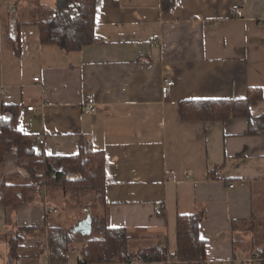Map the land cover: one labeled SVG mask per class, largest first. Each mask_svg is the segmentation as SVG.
<instances>
[{"label":"crops","instance_id":"crops-1","mask_svg":"<svg viewBox=\"0 0 264 264\" xmlns=\"http://www.w3.org/2000/svg\"><path fill=\"white\" fill-rule=\"evenodd\" d=\"M262 6L264 0H175L165 13L160 0H96L98 42L65 54L41 43L37 25L57 0H0V113L17 107L20 131L37 137L43 156H72L81 142L103 152L99 217L127 231L130 252L161 247L174 254L177 217L197 215L203 264H231L234 238L242 242L237 254L255 251L254 229L244 225L264 223V134H248L245 118L183 122L177 106L241 100L256 88L264 95ZM164 80L174 82L165 100ZM87 94L95 98L93 115L82 112ZM249 108L254 119L264 115V99ZM43 198L41 191L27 205H0V264H12L9 241L19 229L69 228ZM86 211L70 226L75 242L65 264H80L78 251L92 234L91 222L88 235L72 232L91 220ZM34 229L21 234L16 264L40 263L45 243Z\"/></svg>","mask_w":264,"mask_h":264},{"label":"trees","instance_id":"trees-1","mask_svg":"<svg viewBox=\"0 0 264 264\" xmlns=\"http://www.w3.org/2000/svg\"><path fill=\"white\" fill-rule=\"evenodd\" d=\"M175 0H160V9L167 13ZM96 0H57V7L43 13L37 22L40 41L44 45L56 46L65 54L81 51L83 47L95 45ZM18 45L14 48L17 54ZM241 100H185L178 103L179 119L185 121L224 122L229 118H245L249 122L248 134H264V115L252 118L250 106L264 99L260 89H249ZM18 108L3 107L0 113V164H17L26 173L24 184L0 185V205L17 208L27 205L32 195L41 192L44 186L60 187L71 198L91 197L89 207L93 236L88 237L78 251L80 264H159L166 258V249L153 247L137 251L127 248L128 234L125 229L112 228L105 218H99V210L105 207V156L103 152L91 150L81 142L78 153L72 156H43L36 151L37 137L23 134L18 127ZM52 209V208H51ZM201 216H178L176 219L177 246L175 253L181 264H203L205 242L199 237ZM233 223V222H232ZM255 222L246 228L253 229ZM34 228H21L9 241V258L12 264L19 259L18 244L21 234ZM236 223L232 231H236ZM240 229V228H239ZM35 230V229H34ZM71 228L60 226L47 228L46 249L49 264H65L74 244ZM233 239L235 257L239 244ZM238 244V245H237ZM249 251V250H246ZM258 254L264 262V246L248 252ZM233 259V260H234Z\"/></svg>","mask_w":264,"mask_h":264},{"label":"rangeland","instance_id":"rangeland-1","mask_svg":"<svg viewBox=\"0 0 264 264\" xmlns=\"http://www.w3.org/2000/svg\"><path fill=\"white\" fill-rule=\"evenodd\" d=\"M36 150L38 151V149ZM2 182L8 183V184H24L27 182L26 173L23 168H20L15 163L14 164H8V163L0 164V185ZM41 191L43 192V196H44V198L42 199V202H44V205H46V203L49 201L52 202L57 208V210L55 209L57 211V214H54V215H56V217L60 220V223H61V216H62V219L64 220V222L67 223V225H69L68 226L69 228L72 227L73 222L77 219V216L79 217L80 215H82V212H84L85 210H87L86 212L89 214L93 213L89 207V203H90L89 201L91 202L93 201H92V198L89 196H87L86 198L81 197L79 199H74L70 197L69 193H63L60 187L58 188V187H53L50 185L44 186V188ZM59 197L61 199H59ZM62 197H63V200H62ZM63 201H64V204H62ZM60 206H62L63 208V210L61 211H60ZM60 212L62 213V215ZM52 217H50L49 219L50 226L53 224H56L55 222H52ZM253 229H254L253 233L250 234L251 235L250 237H252L250 239V241H252L251 242L252 244L250 243V245L254 246L252 249L256 250L258 246L259 248L264 246V223H261V222L255 223ZM248 252H250V250ZM168 254L169 253L166 254V257ZM159 264H162V262H160Z\"/></svg>","mask_w":264,"mask_h":264},{"label":"built area","instance_id":"built-area-1","mask_svg":"<svg viewBox=\"0 0 264 264\" xmlns=\"http://www.w3.org/2000/svg\"><path fill=\"white\" fill-rule=\"evenodd\" d=\"M116 1V0H114ZM263 7V14L260 18H258L257 22H259L260 26H264V6ZM151 41H154V39L150 38ZM34 82H38V78L34 79ZM174 82L173 81H169V80H164V83L162 84L161 88H160V96L162 97L163 100L167 99L168 94L170 92V88L173 86ZM1 93V90H0ZM34 109V107H28L27 110L28 111H32ZM96 111V102H95V98H93V96L91 94H87L85 96V102L82 105V112H84V114H88V115H93ZM39 143L42 144L43 141L39 140ZM163 206L159 205L156 206L154 208L155 210V214L157 216L161 215L163 212ZM47 211L49 212H55V210L53 209H49L46 208ZM35 234L41 236L42 238H44V243H45V247H44V251L42 253L41 259H40V263L39 264H49L48 261V253H47V249H46V239H47V228L44 227V225H41L37 228H35L34 230ZM255 261H260L259 255L258 254H253L252 255H247L244 253H238L237 254V258L232 260L231 264H251L252 262ZM162 264H181V262L179 261L177 255L174 254H168L166 259L162 262Z\"/></svg>","mask_w":264,"mask_h":264},{"label":"water","instance_id":"water-1","mask_svg":"<svg viewBox=\"0 0 264 264\" xmlns=\"http://www.w3.org/2000/svg\"><path fill=\"white\" fill-rule=\"evenodd\" d=\"M90 222H91L90 218H87L85 221L75 226L74 231L72 232L81 233L83 235H88V233H90V230H91Z\"/></svg>","mask_w":264,"mask_h":264}]
</instances>
